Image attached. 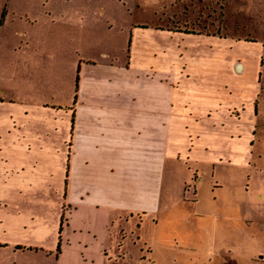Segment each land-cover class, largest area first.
<instances>
[{
    "label": "crops",
    "instance_id": "1",
    "mask_svg": "<svg viewBox=\"0 0 264 264\" xmlns=\"http://www.w3.org/2000/svg\"><path fill=\"white\" fill-rule=\"evenodd\" d=\"M5 25V21L0 25V246L53 251L59 264L111 263L112 257L125 259L110 248H117L121 228L127 224L134 229L136 243L132 236L129 240L135 255L151 263L153 245L144 237L143 225L149 218L153 227L157 224L153 210L163 192L162 154L169 153L170 141L177 142L170 135L182 134L176 154L180 148L184 155L200 153V158L212 164L211 175L216 164L252 163L257 125L251 106L245 108L241 102L237 115L234 106L232 111L215 110L211 116L215 107L210 102L220 90L229 98L237 97L227 82L217 84L218 70L229 73L230 84L233 78L243 81L239 79L249 69L258 75L260 53L247 64L235 59L231 51L221 52L220 58L214 50L212 54H181L182 50L170 46L173 42L166 31L156 34L150 27L132 26L137 43L133 42L128 61L99 65L105 74L100 75L99 69L88 79L90 94L85 92L73 107L64 95L57 101L55 89L29 81L57 71L51 50L38 49L41 38L35 33L39 27L29 24L21 32L24 40L15 45L18 33L1 39ZM156 35L162 40L159 45ZM223 39L211 43L234 44ZM44 57L47 62L40 60ZM153 57H159L160 66L150 60ZM170 88L176 92L171 99ZM79 94L82 91L78 90L77 98ZM90 160L98 169L95 182L88 173ZM105 180L111 187L101 189L98 185ZM253 195L254 210L259 211L264 190L255 189ZM249 200L246 209H240L242 215L249 212ZM244 220V244L249 245L250 239L264 244L260 211ZM210 221L211 214L199 226V237H210ZM2 232L8 239L1 238ZM47 237L53 240L45 243ZM68 245L74 254L70 262L64 259ZM222 255L227 257L226 252ZM212 260L209 255L200 264ZM220 262L228 264L223 257Z\"/></svg>",
    "mask_w": 264,
    "mask_h": 264
},
{
    "label": "rangeland",
    "instance_id": "2",
    "mask_svg": "<svg viewBox=\"0 0 264 264\" xmlns=\"http://www.w3.org/2000/svg\"><path fill=\"white\" fill-rule=\"evenodd\" d=\"M0 21V25L4 21L6 23L1 39L5 34L18 33L14 37L15 45L24 40L21 32L29 24L39 27L35 33L37 38H41L38 49L51 50V63L55 60L57 71L41 74V77L33 76L29 81L37 84L41 81L50 90L55 89L57 101L64 95L67 97L64 100L73 107L77 99L86 96L85 92L90 94L88 79L94 77L99 69L100 75L105 74L99 65L103 62L125 64L128 61L133 53V42L137 43L132 38V26L146 25L156 34L166 31L168 40L173 42L170 46L182 50L181 54L190 51L193 54L202 51L212 54L214 50L220 58L221 52L231 51L235 59L238 57L247 64L249 59L260 53L258 75L257 71L249 69L244 74L245 78L239 79L243 81L233 78V84H230L229 73L218 70L217 84L227 82L234 91L232 96L237 94V97L229 98L220 90L214 97L216 99L210 102L215 107L211 116L215 115V110L222 113L230 108L232 111L234 106L238 108L233 111L237 115L242 108L241 102L245 108L251 106L257 137L250 166L216 164L211 175L212 164L200 158V153L197 157L184 155L179 147L180 152L176 154L178 149L175 146L182 143V134L170 135V139L175 138L177 142L170 141L169 153L162 154L165 161L163 192L153 210L156 218L153 220L157 224L153 227L149 218V223L143 225L144 237L153 245L151 263L142 261L138 253L135 255L129 240L132 236L133 244L136 243L134 229L126 224L121 228L117 248H110L112 252L120 251L119 256L123 255L125 259L120 260L116 256L112 257L111 263L106 261L105 264H200L209 255L214 258L211 264H222V257L228 264H264V244L250 239L246 246L247 236L243 230L244 217L252 218L259 211L264 216V200L259 202V211H255L257 207L253 205L256 201L254 190H264V0H0ZM224 37V43L229 40L234 44L219 46L211 43L213 39ZM156 41L159 45L162 40L157 37ZM259 43L262 47L257 46ZM158 58L150 60L160 66ZM40 60L47 62L48 57ZM216 63L221 64L219 59ZM253 63L250 62L251 65ZM93 64H97L95 70L92 69ZM156 73L159 74L158 69ZM78 90L82 95L77 98ZM170 90L173 92L169 91L171 99L176 92L172 88ZM92 163L90 160L88 173L95 182L93 175L98 169ZM107 183L105 180L98 186L101 189L111 187ZM248 198L249 212L242 215L240 209H246ZM200 213L206 214V218L197 216ZM209 214L211 235L199 237V226L207 223ZM5 236L2 232L1 238L8 239ZM50 240L53 237H47L45 243ZM71 252V247L66 246L65 261L73 260ZM223 252L227 257L220 256ZM0 264L59 262L53 251H17L0 246Z\"/></svg>",
    "mask_w": 264,
    "mask_h": 264
},
{
    "label": "flooded vegetation",
    "instance_id": "3",
    "mask_svg": "<svg viewBox=\"0 0 264 264\" xmlns=\"http://www.w3.org/2000/svg\"><path fill=\"white\" fill-rule=\"evenodd\" d=\"M136 27H139V28H146L147 26L146 25H138ZM176 31H180V30H176ZM187 30H184V32H186ZM186 33H191L190 31L186 32ZM193 33V32H192ZM225 38V37H224ZM241 41V40H240Z\"/></svg>",
    "mask_w": 264,
    "mask_h": 264
},
{
    "label": "trees",
    "instance_id": "4",
    "mask_svg": "<svg viewBox=\"0 0 264 264\" xmlns=\"http://www.w3.org/2000/svg\"><path fill=\"white\" fill-rule=\"evenodd\" d=\"M1 22V21H0ZM186 32H188V31H186ZM191 33L193 32V31H190ZM29 249H31V248H29ZM59 250V249H58Z\"/></svg>",
    "mask_w": 264,
    "mask_h": 264
}]
</instances>
